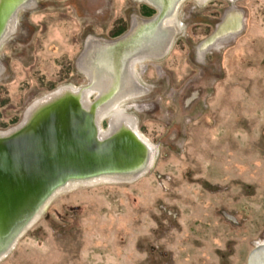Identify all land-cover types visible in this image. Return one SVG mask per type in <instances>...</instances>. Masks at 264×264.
<instances>
[{
  "label": "rangeland",
  "instance_id": "374dc122",
  "mask_svg": "<svg viewBox=\"0 0 264 264\" xmlns=\"http://www.w3.org/2000/svg\"><path fill=\"white\" fill-rule=\"evenodd\" d=\"M231 6L245 25L200 61ZM155 12L141 0H34L0 48V129L46 90L86 85L75 61L89 35L114 39ZM178 19L170 53L152 63L163 73L142 70L148 91L132 111L154 167L57 196L0 264L247 263L264 238V0H187Z\"/></svg>",
  "mask_w": 264,
  "mask_h": 264
},
{
  "label": "bare ground",
  "instance_id": "6f19581e",
  "mask_svg": "<svg viewBox=\"0 0 264 264\" xmlns=\"http://www.w3.org/2000/svg\"><path fill=\"white\" fill-rule=\"evenodd\" d=\"M141 1L155 7L157 14L133 16L129 29L117 38L86 39L75 61L87 78L86 85H57L32 100L15 124L0 129V261L57 196L98 184H130L154 167L157 147L141 133L132 112L141 110L135 98L148 91L137 84L141 82L138 66L170 53L181 27L178 13L183 0ZM193 1L204 4L211 0ZM33 2L0 0V48L16 30L17 14ZM17 6L21 8L15 14ZM232 24L223 16L199 47L224 45L234 39L239 31L222 36ZM105 119L107 127L102 125ZM127 140L140 152L122 154L119 162L107 167L108 153L119 151ZM37 164L54 176L42 175ZM81 165L91 170H83ZM36 185L37 193H32L30 188ZM15 198L23 203L16 210L11 203ZM254 247L264 248V238Z\"/></svg>",
  "mask_w": 264,
  "mask_h": 264
},
{
  "label": "flooded vegetation",
  "instance_id": "af4514ba",
  "mask_svg": "<svg viewBox=\"0 0 264 264\" xmlns=\"http://www.w3.org/2000/svg\"><path fill=\"white\" fill-rule=\"evenodd\" d=\"M187 0H183V2L181 3V5L182 4H184L185 2H186ZM205 4V3H204ZM18 15V14H17ZM137 15V14H136ZM226 15V18L227 19H229V21H230V23H233L232 25H231V27L233 26L235 29H233V27L232 28H228V30H225L223 33V35L222 36H224V35H227L228 37L232 34V32H240V29L245 25V22H244V15H243V13H242V11H239V10H237L235 7H229V8H227V9H225L224 10V13H223V16H225ZM133 16H135V15H133ZM132 16V17H133ZM139 17H143V16H140V15H138ZM132 17H131V20H132ZM222 19H223V17H222ZM131 20H130V24H129V27H130V25H131ZM222 21V20H221ZM220 21V22H221ZM220 22H218L217 24H219ZM216 24V25H217ZM240 29H239V28ZM239 29V30H236V29ZM129 29V28H128ZM127 29V30H128ZM126 30V31H127ZM125 31V32H126ZM124 32V33H125ZM124 33H122V34H124ZM121 34V35H122ZM120 35V36H121ZM90 36V35H89ZM119 37V36H118ZM88 38V37H87ZM86 38V39H87ZM99 38H101V37H99ZM99 38H97V39H99ZM117 38V37H116ZM86 39L84 40V43H85V41H86ZM101 39H105V38H101ZM205 40V39H204ZM224 40V39H223ZM231 41V40H230ZM229 42V41H228ZM84 43H83V45H84ZM223 45H219V44H216L215 45V43L213 44V45H210V46H208V47H205V48H201V46L199 47V44H198V46H197V56H198V59L200 60V61H202V60H204V56H205V53L207 52V51H211L212 49H218V47H222ZM164 58H162L161 60H163ZM145 60V59H144ZM161 60H148V59H146L144 62H142V64H140L139 66H138V69L140 70V72H142V70H144L143 71V73H145L147 70H148V64L151 66V67H153L154 68V70L156 69V73H157V75L159 76V75H162L161 74V72L163 73V68L160 66V68H158L157 69V66H155L154 64H152L153 62L154 63H156V62H159V61H161ZM144 63V64H143ZM146 63V64H145ZM144 67H145V69H144ZM135 72V71H134ZM142 73V74H143ZM140 83V84H139ZM137 84L140 86V87H143V88H146L147 89V86H146V84L145 83H142V82H137ZM142 109V108H141ZM137 111H139V110H137ZM261 240L262 239H260L257 243H260L261 242ZM256 243V244H257Z\"/></svg>",
  "mask_w": 264,
  "mask_h": 264
},
{
  "label": "water",
  "instance_id": "95a60500",
  "mask_svg": "<svg viewBox=\"0 0 264 264\" xmlns=\"http://www.w3.org/2000/svg\"><path fill=\"white\" fill-rule=\"evenodd\" d=\"M21 7L20 6H17V8H16V12H15V14L18 12V10L20 9ZM155 10H156V8L155 7H153ZM14 14V15H15ZM157 14V10H156V12H155V15ZM89 143V142H88ZM136 149L138 150V148H136V146L133 144V143H131L129 140H127L126 142H123L122 144H121V149L119 150V151H110L109 153H108V155L106 156V158H105V164L107 165V167H111L114 163H117V161L119 160V156H121L122 154H126V153H131V151H133V150H135L136 151ZM139 151V150H138ZM137 152V151H136ZM140 152V151H139ZM42 153H47L46 151H44V152H42ZM125 158H127L126 156H125ZM119 162V161H118ZM48 164V163H47ZM87 164V163H86ZM38 168H40V171L41 172H43V174L42 175H44V176H46V177H49V178H52L53 176H54V174H48V172L47 173H45L46 172V169H44V170H42V167L39 165V164H37L36 165ZM48 166H49V164H48ZM75 166H77V165H75V163H73L72 164V168H74ZM78 166H80V165H78ZM82 167H83V170L84 169H89V170H91L90 168H88V167H86V166H84V165H81ZM78 168V167H77ZM64 172V171H63ZM43 179V178H42ZM37 186H39V185H36V186H33V187H31L30 188V191L32 192V193H37V190H38V188H37ZM39 193V192H38ZM16 199V200H15ZM14 200H12L11 201V203H14L12 206H14V208L13 209H15L16 210V208L18 207V205L19 204H23L22 203V201H19L20 199H17V198H15ZM1 204V203H0ZM14 210V211H15ZM13 211V212H14ZM23 212V211H22ZM246 264H264V248H262V249H260L259 247H253L252 248V250L249 252V254H248V256H247V263Z\"/></svg>",
  "mask_w": 264,
  "mask_h": 264
},
{
  "label": "trees",
  "instance_id": "16d2710c",
  "mask_svg": "<svg viewBox=\"0 0 264 264\" xmlns=\"http://www.w3.org/2000/svg\"><path fill=\"white\" fill-rule=\"evenodd\" d=\"M151 11L153 12V9H152ZM55 87H56V86H55ZM55 87H54V88H55ZM54 88H52V89H54ZM52 89H49V90H46V91H50V90H52ZM140 130H141V129H140ZM141 131H142V130H141Z\"/></svg>",
  "mask_w": 264,
  "mask_h": 264
}]
</instances>
